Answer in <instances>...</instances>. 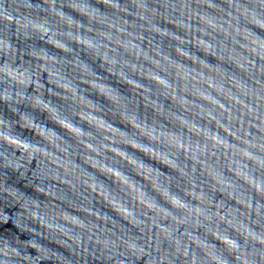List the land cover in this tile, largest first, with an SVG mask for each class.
Returning <instances> with one entry per match:
<instances>
[{"label": "water", "instance_id": "95a60500", "mask_svg": "<svg viewBox=\"0 0 264 264\" xmlns=\"http://www.w3.org/2000/svg\"><path fill=\"white\" fill-rule=\"evenodd\" d=\"M0 264H264V0H0Z\"/></svg>", "mask_w": 264, "mask_h": 264}]
</instances>
